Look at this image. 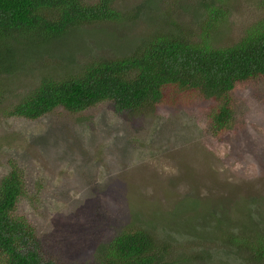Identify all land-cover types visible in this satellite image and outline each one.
Segmentation results:
<instances>
[{"label":"rangeland","instance_id":"rangeland-1","mask_svg":"<svg viewBox=\"0 0 264 264\" xmlns=\"http://www.w3.org/2000/svg\"><path fill=\"white\" fill-rule=\"evenodd\" d=\"M123 1L127 8L140 0ZM228 5L227 25L216 35L219 45L236 41L264 17L261 0ZM177 19L194 22L185 14ZM100 31L71 34L83 50L71 49L72 42L50 44L53 74L64 72L66 54L76 65L92 56L117 57L136 35L103 29L102 38ZM45 63L36 64L23 85L8 86L0 100V179L13 166L23 171L26 194L16 214L34 229L43 251L61 264H89L98 244L130 227L169 238L194 264H237L234 255L203 237L212 228L209 214H225L236 226L246 211L264 230V79L231 91L234 119L220 137L209 126V104L191 94L157 106L145 118L114 113L108 103L77 114L58 108L35 120L7 115L19 95L37 85ZM188 201L199 204L197 213L203 210L204 217L187 222Z\"/></svg>","mask_w":264,"mask_h":264},{"label":"trees","instance_id":"trees-1","mask_svg":"<svg viewBox=\"0 0 264 264\" xmlns=\"http://www.w3.org/2000/svg\"><path fill=\"white\" fill-rule=\"evenodd\" d=\"M235 1L140 0L125 8L123 0H0V100L13 82L23 85L24 78L33 77L36 64L48 62L39 65L37 85L19 95V103L7 115L35 120L58 108L77 114L108 103L114 113L145 118L157 106L191 94L209 104L207 118L213 134L226 136L234 119L231 91L238 84L264 79V17L236 41L219 45L216 35L227 25L228 3ZM181 14L194 22L184 25L177 19ZM87 29H101L102 38L106 37L103 29L136 35L122 53L110 36L117 51L109 50L120 52L117 57L92 56L76 65L74 56L66 54L70 61L64 62V72L53 74L50 60L55 55L48 49L50 44L61 47L72 42L71 49L83 50L81 40L69 37ZM23 175L13 166L0 179V264H61L43 251L34 229L16 214L26 194ZM188 202L187 222L199 220L201 206ZM224 216L208 215L212 228L203 238L224 255H234L237 264H264L260 224L246 211L236 226ZM192 226L196 231L197 225ZM170 241L128 227L98 244L89 264H194L192 258L178 254L181 247H173Z\"/></svg>","mask_w":264,"mask_h":264}]
</instances>
